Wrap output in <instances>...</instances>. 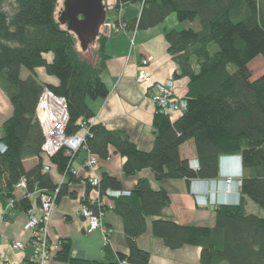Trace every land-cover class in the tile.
I'll use <instances>...</instances> for the list:
<instances>
[{"label":"trees","instance_id":"1","mask_svg":"<svg viewBox=\"0 0 264 264\" xmlns=\"http://www.w3.org/2000/svg\"><path fill=\"white\" fill-rule=\"evenodd\" d=\"M58 1L0 0V86L13 107L0 138L6 146L0 151V197L7 202L14 200L12 211L29 212L33 209L30 194L35 191H57L56 202L69 193V183L55 184L51 171L45 170L44 135L37 107L44 88H48L67 101L66 134L80 132L82 122H86L88 133L81 150L101 160L109 158V148L113 147L125 158L123 171L127 176L149 168L158 181L213 179L219 175L222 156H239L240 202L217 206L213 226L182 225L158 218L152 229L171 249L200 247V264H264V215L246 209L248 199L264 209V73L255 77L249 68L256 57L264 59V0H116L117 12L131 4L143 5L138 18L115 21L117 25L122 22L127 31L154 28L172 15L178 22L190 24L165 30L168 53L179 66L174 78L189 79L183 98L187 108L177 120L157 108L155 141L149 151L140 149L124 131L93 124L96 112L89 101L109 94L102 77L108 60L107 36L100 33L95 42L99 45L97 62L83 58L82 53L88 50H79L76 35L56 17ZM38 68L55 76L58 85L41 81ZM190 140L195 143L198 168L181 155V146ZM74 156L63 148L48 158L70 182L76 176L71 172ZM33 158L37 163L27 170L24 163ZM23 179L25 194L18 198L16 191ZM88 185L93 188L89 181ZM109 188L121 189V182L103 172L98 190L103 194ZM113 199V211L124 219L129 252L120 253L116 261L74 258L70 240L61 239L58 259L68 264L150 263L151 254L139 248L136 239L146 231L147 217H160L170 206L169 194L154 189L149 179L139 178L130 196ZM37 202L41 204V199ZM83 203L99 209V204L92 205L89 199Z\"/></svg>","mask_w":264,"mask_h":264},{"label":"crops","instance_id":"2","mask_svg":"<svg viewBox=\"0 0 264 264\" xmlns=\"http://www.w3.org/2000/svg\"><path fill=\"white\" fill-rule=\"evenodd\" d=\"M110 1L113 4L116 3V0ZM142 8V3L131 4L122 8L120 12H116L112 20L115 22L123 18L127 20L138 18L141 15ZM177 22L176 17L170 16L162 24L147 30L110 32L105 45L108 60L102 75L109 88V94L104 99L89 101L90 107L96 112L95 117L92 119L93 124H102L108 129L126 132L139 148L145 151L151 150L154 145L153 120L157 107L147 95L150 84L140 83L137 80L141 61L145 57H152V61L145 67V71L152 77L153 81H167L174 78L179 66L173 56L168 53L165 30L178 28ZM98 46L95 43L92 47L93 50L96 51ZM49 58L51 57L49 56ZM36 72L41 81L58 85L59 80L55 76L49 75L45 68H38ZM175 80L174 94L183 99L188 91L189 79L183 77ZM12 113L11 102L0 86V138L3 124L11 117ZM170 115L173 120H177L182 113H172ZM109 153L108 159L99 160L96 174L100 176L103 172H107L121 182V189L131 191L139 178H147L151 181L154 189H164L170 196L171 204L164 210L163 215L160 217H147L146 231L136 239L139 248L151 254L149 264H200V247L184 245L178 249L169 248L162 238L154 235L153 221L162 218L182 225L213 226L215 224L214 209L219 205H238L240 202V188L227 193L222 184L217 190L218 202L216 204L199 206L194 195V189H197V187H193L194 180L197 179L190 182L185 179L158 181L149 168L142 169L135 175L127 176L123 171L125 158L117 153L113 147L109 148ZM181 155L189 160L190 165L194 160H198L193 140L181 146ZM88 156L89 152L85 150L79 151L74 156L72 168L78 172L75 181L72 182L69 181L68 176L60 173L55 166H52L47 157H44L46 165H51L50 171L54 183L57 185L69 183V193L58 200L47 221L48 236L53 243H57L61 239L70 240L71 256L74 258L101 262L116 261L120 253L127 254L129 252V246L124 229V219L110 208L111 205H113V208L115 207L114 199L102 198L106 207L102 223L104 226L114 229L109 244L106 243L104 228L88 233L86 231L87 222L80 214L84 200L89 199L91 202L97 197L95 190L88 185V178L92 174L85 166ZM36 163L37 159L33 158L26 160L24 164L28 170ZM239 171H241V166L237 157L230 159L221 157L217 178L222 179L227 175H238ZM196 186L201 187L204 191L209 190L210 187V185L203 183ZM25 190L26 188L23 187L17 188L16 195L18 198L25 194ZM41 194L42 192L38 191L30 194L33 208L41 205L37 202L38 199H41ZM248 200L246 209L249 212ZM7 204L8 202L0 197V264L8 262L26 263L34 253V247L30 242V234L23 229L28 218V212L13 210L9 213V216L5 217L4 212ZM249 213L256 214L255 212ZM18 240L25 243L23 250L12 247V244ZM106 246H108V249ZM58 251L54 252L47 264H68L57 258Z\"/></svg>","mask_w":264,"mask_h":264},{"label":"built area","instance_id":"3","mask_svg":"<svg viewBox=\"0 0 264 264\" xmlns=\"http://www.w3.org/2000/svg\"><path fill=\"white\" fill-rule=\"evenodd\" d=\"M110 27V32L120 33L126 31L122 22L118 25L113 22L112 26L108 22L101 27L100 33H105L107 28ZM152 57H145L141 61L140 72L138 75V82L149 83L150 87L147 91L148 97L162 112L166 114L182 113L186 108V101L177 97L174 94L176 85L175 78H170L167 81H153L152 77L146 73L145 67L150 64ZM37 118L40 122L42 132L44 135V142L42 145V152L44 157H51L55 155L59 150L66 148L68 155L74 156L79 152L84 145L85 135L88 133L86 122H82V130L78 133L67 135L66 126L69 120L68 104L64 97L57 96L48 88H44L39 104L37 107ZM6 146L0 143V151L4 152ZM223 159H230L228 155L222 156ZM240 161V157L237 158ZM192 162V161H191ZM193 163V164H192ZM191 165L194 168H198V160H194ZM99 158L89 152V156L85 161L86 168L91 171V176L88 178L91 186L95 190L97 197L90 203L92 205H98L99 209H93V207L83 204L80 209V214L87 222L86 231L93 233L101 228H104L106 234V243L109 244L110 238L114 233L112 227H106L102 223V219L105 214V203L103 197L119 198L122 196H130L132 191L129 189H107L103 194L98 190L100 184V176L96 174V169L99 166ZM46 171L51 170L50 165L45 166ZM72 174L77 175V170L71 169ZM242 168L238 175H227L225 178H213V179H197L194 180L193 187L196 202L199 206H207L209 204H216L217 190L223 184L225 191L231 193L238 190L241 184ZM200 183L210 185L209 190L204 191L201 187L196 186ZM18 187L26 188L25 179L21 180ZM42 192L41 205L37 208H33L28 212V218L24 224V231L30 234V242L34 247V253L26 263L8 262L6 264H47L52 258L54 252L61 248V242L53 243L48 236L47 221L49 220L52 211L57 205L56 192ZM14 207V200L8 201L5 208V215L11 213ZM103 208V210L101 209ZM113 209V205L110 206ZM14 249L23 250L25 243L21 240L15 241L12 244ZM119 264H129L126 260H122Z\"/></svg>","mask_w":264,"mask_h":264},{"label":"water","instance_id":"4","mask_svg":"<svg viewBox=\"0 0 264 264\" xmlns=\"http://www.w3.org/2000/svg\"><path fill=\"white\" fill-rule=\"evenodd\" d=\"M106 20L104 0H63L58 14V21L76 35L84 52L94 45Z\"/></svg>","mask_w":264,"mask_h":264},{"label":"rangeland","instance_id":"5","mask_svg":"<svg viewBox=\"0 0 264 264\" xmlns=\"http://www.w3.org/2000/svg\"><path fill=\"white\" fill-rule=\"evenodd\" d=\"M105 2L107 3V20L106 22L109 23V25L112 26L113 24V20L112 18L115 16L114 14L117 12V11H114V4L112 3V1L110 0H105ZM63 5V0H59L58 1V4H57V8H56V17L58 18V14H59V10L61 8V6ZM173 17H175L174 15H172ZM178 23V28L177 29H183V28H186V27H189V23H180V22H177ZM113 33V31H112ZM106 36H109L110 35V27L107 28V31L105 32ZM78 44V48L79 50H81V47ZM94 45H91L88 49V52L86 54H83L82 53V57L84 58H87L89 60H94L95 62L98 61V57L97 56V51H94L93 50V47ZM249 68L252 70V73H253V76L255 77H258L260 75H262L264 73V59L262 56H258L256 57L250 64H249ZM26 74H27V70L24 69L23 71V77H26ZM248 210L249 212H255L256 214H260V216H263L264 215V209L262 207H260L259 205H257L255 202L251 201V200H248ZM254 207V209H253Z\"/></svg>","mask_w":264,"mask_h":264},{"label":"clouds","instance_id":"6","mask_svg":"<svg viewBox=\"0 0 264 264\" xmlns=\"http://www.w3.org/2000/svg\"><path fill=\"white\" fill-rule=\"evenodd\" d=\"M228 156L231 157V158H234V157H237L238 158L239 157V156H236V155H234V156L233 155H228ZM239 164L241 166V160L239 161Z\"/></svg>","mask_w":264,"mask_h":264}]
</instances>
